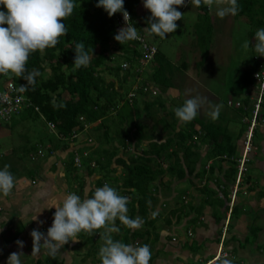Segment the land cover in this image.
<instances>
[{
  "label": "trees",
  "instance_id": "obj_1",
  "mask_svg": "<svg viewBox=\"0 0 264 264\" xmlns=\"http://www.w3.org/2000/svg\"><path fill=\"white\" fill-rule=\"evenodd\" d=\"M142 1L124 0L123 7L129 13L131 23L137 30L144 31L152 38L158 39L159 36L150 34L148 30L151 12L142 8ZM97 2L98 0H74L77 6L72 15L64 20L68 33L59 38V43L54 48L45 49L43 53L37 51L30 54L26 67L28 71H39L40 75L36 77L35 85L23 92L25 100L21 109L6 121H10V128L25 120H39V124H42L44 129L39 132L38 138L28 142V146L25 145V157L32 164H37V161L41 159L46 160L48 155L54 153V148H65L68 140L74 141L72 132L82 133L84 132L83 124H90L89 129L95 133L94 139L98 143L94 149L90 150L91 152L88 151L89 154L81 162L82 166L78 168L81 170V175L75 176V181L79 189H81L85 177L96 173L99 176L95 179L90 194L95 188H100L107 183L115 188L119 195L128 198L129 211L127 215L130 218L135 219V216L139 215L146 224H151L155 214L147 219V212L156 200L158 187L163 184L161 178L164 174L170 176V182L171 178H183L185 175L189 176L190 183L193 182L194 176L200 178L203 175L205 179L211 177L214 164L208 166V174L202 164L194 176L191 175L199 158L198 153L194 150L196 139L209 145L206 158L228 162V166L222 170L224 178L227 181L235 178L239 156L236 152L235 140L241 136L242 128L238 127L236 132H231L225 126L227 119L212 120L211 117L200 116L199 112L191 122L180 123L175 116V109L167 110L170 115L169 119L164 118V114H157L159 108L162 109L163 106L159 102L158 94L151 95L152 97L148 99L147 94L139 92V95L137 90L136 93L133 92L130 95L129 93L133 90L134 75L131 67L136 64L139 50L135 40L121 45L114 39L118 29L125 24L123 15L117 12L109 17L102 7L96 6ZM237 3L239 11L236 15H232L233 20L243 15L254 18L260 12L261 15H264V0H237ZM189 4H191V0L186 1L183 6ZM174 7L177 8V6ZM195 8L197 11L193 23V33L196 34V44H194L202 50V52L200 51V61L196 63V67H200L211 43L212 23L208 13L209 7L195 6ZM177 10L179 11V8ZM0 11H6L3 5H0ZM2 26L6 27L7 25ZM76 42H83L85 50L89 53L90 63L87 67L74 69ZM58 53L60 54L58 55ZM118 55H123L124 58L117 61ZM160 55L161 51L157 49L154 58L163 60ZM123 60L129 64L128 69L122 70L120 64ZM255 60V69L251 72L248 71L244 77L243 71H241V75L237 76L239 80L229 88L232 94L239 97V104L235 106L233 103L229 105L226 102V105L234 107L240 118L243 115L250 116L249 112L253 107L250 99L252 95L256 94L253 73L260 64H264V56H259ZM165 63L170 72L173 69H179V66L172 67L173 65L168 61ZM46 69L49 72L44 76ZM159 69L161 70H155L151 75H148L142 84L149 82L157 90H164L167 83L163 76L162 62L159 64ZM103 70L109 71L114 78L106 80L102 75ZM130 76H132V80L129 81L128 88L124 91L120 82L127 80ZM6 77L12 79L16 84L22 82L26 85L27 83L22 78H15L11 73ZM64 92L68 97L63 96ZM262 97V109L258 119L264 122V94ZM184 101L185 99L180 101L177 107L182 106ZM27 102H29L28 105H26ZM79 117L82 119L80 120ZM141 117L142 119H140ZM47 121L54 124L53 130L48 128ZM146 121L151 123L147 125ZM177 123H179L178 126ZM159 124L163 133L161 135L157 129ZM110 128H113L112 134H109ZM21 135L26 137L24 132L19 133V136ZM258 135L260 134L257 130L252 134V145L255 149L260 146L259 142H256ZM131 136L133 141L129 139ZM163 136L165 137L160 141L156 139ZM143 140L147 141L145 147L136 150ZM102 143L105 144V147L102 146ZM46 144L49 146L46 147ZM87 148L83 145L77 149ZM68 153L69 158L63 166L64 169L68 167L70 169L68 170L73 172L77 167L72 165L70 157L75 151L70 150ZM90 153L95 155L92 156ZM168 159L171 161L166 164L165 160ZM51 162L55 166L56 161ZM160 163H165V167ZM117 166L119 172L114 175ZM218 168L221 167L218 166ZM29 172V176L35 173L31 169ZM247 177V171L241 174V180H245ZM222 185L223 188L220 187V191L226 197L225 182ZM204 188V192L209 191V193L206 192V195H211V190ZM227 206L228 198L225 201L224 209H227ZM173 212L175 210L171 211V213ZM116 225L120 228V232L112 233V238L125 244H128L130 239L138 238L143 240L141 245H138L142 246L143 236L149 233L148 228L130 229L119 220L116 221ZM96 231L97 233L92 236L84 233L90 243H95L98 233L103 232L104 229Z\"/></svg>",
  "mask_w": 264,
  "mask_h": 264
},
{
  "label": "crops",
  "instance_id": "obj_2",
  "mask_svg": "<svg viewBox=\"0 0 264 264\" xmlns=\"http://www.w3.org/2000/svg\"><path fill=\"white\" fill-rule=\"evenodd\" d=\"M187 6L193 7L187 10V13L194 15L191 23L193 24L197 11L195 6L189 4L177 6V8H179L180 12H183L182 9L187 8ZM208 13L213 25L216 15L210 8ZM219 19L221 18L217 20ZM217 33L219 32L217 31ZM149 37L152 38L151 36ZM211 37L216 40L218 37L213 28ZM195 42V38L194 42L192 40L188 42L192 46L191 51L197 49L200 52ZM216 44L217 41L214 47H216L215 53L217 52L218 54L221 48L215 46ZM211 46H213V43H211ZM157 47L160 49L159 46ZM160 56L163 57V60L154 58L151 64H149L147 74L151 75L155 70H161L162 68L159 69V64L160 62L163 63L162 71L164 72L163 76L167 84L165 89L160 91L159 95H161V98L158 99L163 105L162 109L159 108L161 113L164 114V118H168L167 107L174 103L175 105L170 109L174 110L180 101L184 100L183 96H186L185 100L188 99L187 94L192 93V89L200 83L199 80L203 76L198 71L193 76L194 74H192L188 65L189 62L185 63L184 60L179 61V65H176L179 68L182 67L181 71L173 69L170 72L165 62L168 61L170 64L171 62L162 52ZM180 58L181 55L179 54L178 59ZM198 61H200V58L194 61L192 70H196V63ZM202 65L204 64L202 63ZM144 77H146V74ZM206 96L207 99L210 97ZM198 112L200 116L203 115V109H199ZM178 125L179 123H177ZM5 128L9 130L8 126ZM257 131L260 135L257 136L256 140H258V137L261 140L260 142H256H259L260 146L257 149L254 148L253 151L264 148V123ZM158 132L160 135L163 134L160 129ZM27 135L26 137L20 136L23 140H16L18 141V144H16L17 150H15V146L10 139L9 132H7V137L5 138H2L0 135V157L11 156V153L15 151L17 155L16 158L12 156L13 160L19 159L29 163L30 166L35 165L38 167L35 174L25 176L21 174V171L17 173V169L19 168L16 165L10 166V172L14 177V187L7 196L0 193V217L8 218L6 223L0 225V264H7L8 256L13 252L23 253L20 257L21 264H75L79 259L77 251L81 253V264H90V262L91 264H101L98 253L100 247L103 245V240L99 233L95 238V243H90L84 233L78 234L77 237H73V239L78 240L69 241L65 244L59 250V253L56 254L55 258L47 254L43 245L38 253H32V230L36 229L46 235L47 229L53 222L54 206H57L72 192L82 199L90 197L95 179L99 175L92 173V175L85 177L81 189H79L75 181L76 177L71 175L73 183L72 186H69L64 178V166L60 162L68 160L70 149L84 145L81 141L82 138L68 142L65 148H54L53 154L48 155L46 160H40L42 161L41 164H32L27 160L25 155H22L20 148H18V145L21 146L22 143L24 146L29 145L32 139ZM132 136L134 135L132 134ZM132 136L130 141H133ZM164 137L156 139L160 141ZM146 143L147 141L143 140L136 150L145 147ZM238 144L240 145V142ZM195 145L194 150L198 153L199 158L191 175L194 176V173L202 164L208 174V166L214 164L211 177L205 179L203 175L200 178L194 176L193 182L190 183L188 180L189 176L185 175L183 178H171L170 182V176L164 174L161 178L163 184L158 187L156 200L147 212V219L151 218L152 214H155L152 223L146 224L139 215L135 216V219L140 218L142 220L140 229L152 228H148L149 233L143 236V245H148L151 251L149 264H201L200 261L203 258L210 256L217 250L218 238L221 234L224 220L227 218L228 223L226 224L222 248L229 255L220 259L218 264H223L225 260H228L230 264H264V158L261 157L253 161L252 157L254 154H251L250 160L246 162L249 165L246 170L248 177L245 180H241L235 187V178L227 181L222 172L228 166V162L224 160L215 161L216 159L206 158V156L203 158L208 152L209 145L198 139H196ZM237 154H239L238 151ZM19 160L16 161L19 162ZM54 160L56 161L55 166L51 164V161ZM170 161V159L165 160L166 164ZM0 165L4 168V161ZM161 165L165 167V163ZM217 165L221 168L219 169ZM185 182H189V184H185ZM223 182L226 184L224 187L227 191L226 197L220 191ZM204 187L211 190V195H206V192L209 193V191L206 190L204 192ZM233 191L235 194L238 192V198L235 204L229 205L230 194ZM243 193L246 194L243 195ZM227 198L228 206L227 209H224ZM173 210L175 212L171 213ZM162 211H164L165 216L162 215ZM35 215L38 220L43 221L42 224L37 223L36 220H31ZM162 217L164 223L162 221L159 222L161 227L158 226L159 228H157L155 224ZM145 236L147 237L145 238ZM17 240L23 241L22 248L15 243ZM142 241L138 238L134 240L130 239L128 244L138 246L141 245Z\"/></svg>",
  "mask_w": 264,
  "mask_h": 264
},
{
  "label": "clouds",
  "instance_id": "obj_3",
  "mask_svg": "<svg viewBox=\"0 0 264 264\" xmlns=\"http://www.w3.org/2000/svg\"><path fill=\"white\" fill-rule=\"evenodd\" d=\"M185 2V0H143L144 8L151 12L148 21V30L150 34H154L163 39L166 38V34L173 33L178 27L175 22L184 17V13L178 11L174 6H183ZM123 4L124 0H98L96 6L102 7L109 17L117 12L122 13L125 24L118 29L114 39L121 45L135 40L134 42L139 50L136 64L131 67V70H133L134 73L132 84L133 90L129 94L132 95L133 92H137L138 90V93L141 92L147 94L150 98L157 94V96H159L160 91L152 84L149 82H147V84H142L144 79L148 76L147 72L149 71V64L154 60V55L157 52L158 47L152 42L153 38H147L149 35L146 32H141L133 26L130 15L124 9ZM191 4L196 7L206 6L209 8L215 4L217 5L216 15L221 19L229 15L234 16L239 11L237 0H191ZM0 5H3L6 9V11H0V80H12L6 77L10 73L14 75L15 78H22L27 83L26 85H21L19 91L25 92L30 86L35 85L36 77L40 75L39 71H28L26 67L30 54L37 51L43 53L45 49L54 48L59 43V38L68 33L64 20L72 15L73 10L77 5L74 3V0H0ZM219 5L225 6L220 7ZM2 25L7 26L4 27ZM140 36H142L147 44L155 47V52L147 61H144L141 45L137 41L141 39ZM254 41L255 42L252 45L254 52L258 56H264V28L258 29L255 32ZM250 43L251 42H245L244 47H249ZM74 50V69L87 67L90 63V56L88 51L85 50L84 43L76 42ZM59 54L60 53H58V55ZM123 63H125L124 66ZM120 65L122 70L129 68V64L125 60H123ZM263 69L264 64H260L258 69L254 70L253 73V78L256 82L254 87L256 94L253 95L254 99L253 96L250 99L253 103V107L249 112L250 116L242 117L243 125L241 127L242 133L240 136L242 137V142H244L245 139L246 126L252 117L254 104L259 97L261 100L258 102V109L254 116L252 134L264 123L262 120L258 119L262 109L261 104L263 103L262 95L264 94V87L262 93H260L259 85L261 79L258 80L255 77L256 73L261 76ZM145 74L146 77H144ZM206 99V97L200 96L186 99L182 106L175 109L177 120L180 123L191 122L198 115V110L201 105L206 102ZM227 100L229 105L233 103L237 106L239 104V101H232V99L229 98ZM221 108L222 105L219 104L213 106L212 111L209 113L212 120L218 119ZM79 119L81 120L82 118L79 117ZM47 122L46 125L48 126ZM83 126V131H85L90 127V124L84 123ZM48 128L53 130L54 124L52 127L48 126ZM72 133L74 140L82 138L81 141L84 146L91 145V139L85 137V134L82 135L84 132ZM252 137L253 136L251 135V149L246 153L247 159L245 164L250 160L247 155H250V152L254 149L252 145ZM71 141L68 140V142ZM47 146L49 145H46V147ZM80 147L81 146L77 148ZM77 148L70 149L75 151L70 159L73 166L81 167L82 160L84 161L86 155L89 154L88 151L92 149L87 148L78 150ZM75 155L79 158L78 166L73 162V157ZM240 157L241 155L238 156V158ZM62 165H64V162H62ZM9 167V165H5L3 169H0V193L4 196L9 195L14 187V177L9 171ZM245 170L246 168L242 173H244ZM240 180L241 174L237 180L236 173L234 180L235 187L240 183ZM128 202L127 197L119 195L117 190L107 183L100 188H95L91 196L85 199H82L74 193L68 194L57 206H54V218L52 225L47 229V234L45 235L36 229L32 230V253H38L43 245L47 254L50 257L55 258L56 254L59 253V250L65 244L69 241L78 240L73 239V237H77L78 234L85 233L92 236L97 233L96 230L104 229L103 232L99 233L103 240V245L100 247L98 253L101 264H149L151 251L148 245L133 246L132 244H125L112 238V233L120 232V228L116 225L117 220L130 229H138L142 226V220L140 218L132 219L127 215L129 211L127 207ZM7 219L8 218L0 217V225L6 223ZM31 220H36L39 224L43 223V221L38 220L36 215L33 216ZM15 243L19 247H23V241L17 240ZM217 244L218 250L220 245L219 240ZM220 247H223L222 244ZM216 251L210 256L203 258L200 263L205 264L206 261L216 253ZM21 254L23 253H10L7 259V264H21ZM219 260L216 264H218ZM223 264H230V262L225 260Z\"/></svg>",
  "mask_w": 264,
  "mask_h": 264
},
{
  "label": "rangeland",
  "instance_id": "obj_4",
  "mask_svg": "<svg viewBox=\"0 0 264 264\" xmlns=\"http://www.w3.org/2000/svg\"><path fill=\"white\" fill-rule=\"evenodd\" d=\"M141 5L143 6V1L141 2ZM141 6V7H142ZM186 6V5H185ZM220 7H223L225 5H219ZM144 8V6L142 7ZM184 8V7H183ZM188 8H193L192 6H187V8L182 9V13H186L183 17V19L176 21V24L178 25L177 29L173 32L170 33L166 36V38H158V39H153L152 42L155 43L157 46H159L161 52L169 59L171 64L173 65L172 67L179 65V61L184 60L185 63L189 62L190 70L193 76H195L198 71L200 75L203 77L199 80V84L192 89V93L187 94L188 99L196 96L200 97H206V95L210 96L208 99H206V102L201 105L199 109H203V115L202 117H210L209 111L213 108V106L219 104L222 105L220 115L217 121H221L224 118L227 119L225 121V126L227 127L228 130L231 132L237 131L238 127H242V116L241 118L235 111L234 107L226 105V102L228 103V98L232 99V101H238V96L235 94H232L230 92V86L235 83L239 78L237 76L241 75V71H243V77L249 72H251L253 69H255V58L257 59L259 56L256 55L254 52L253 44H254V37H255V32L258 29L264 28V15H255L254 18L253 16L249 17L247 15H243L239 18H236L233 20L232 15L226 16L223 19L217 20L219 17L216 15V10H217V5H213L210 9L214 11V14L216 15L215 18L216 20L214 21V24L212 25L213 31L216 32L218 35L217 40L214 38L212 39L211 37V43H213V46H211V43L209 45V49L206 55V58L204 59V62L202 66L196 67V70H192L193 68V63L194 61L198 60L200 58V52L198 53L197 49L194 51H191L192 46L188 43L189 40H192L194 42V38L196 34H194V26L192 23L193 16L190 13H187ZM257 11V10H256ZM190 16V17H189ZM217 31L219 33H217ZM148 39H151L149 36H147ZM217 41V44L215 46H219L221 49L219 50L220 52L217 54L215 53V48L214 44ZM245 42H251L249 44V47L245 48L244 44ZM199 51L202 52V50L199 49ZM179 54L181 55V58L178 59ZM257 56V57H256ZM123 55H118L117 56V61L123 59ZM175 64V65H174ZM207 69H206V68ZM181 68L179 70L181 71ZM258 67L256 68V70ZM48 69H46V72L44 73V76L48 74ZM102 75L106 80L112 79V74L109 73V71L103 70ZM132 80V76L127 78L125 81H121V86L123 87V90L125 91L128 88L129 81ZM116 85V83H115ZM255 92V91H254ZM253 92V93H254ZM209 93V94H208ZM63 96L66 98L68 97L66 92L63 93ZM253 96V95H252ZM186 96H183L182 98L185 99ZM159 98H161V95H159ZM150 99V97H148ZM254 99V96H253ZM252 99V100H253ZM162 100V99H161ZM171 104V103H170ZM169 104V105H170ZM237 104V103H236ZM167 105V106H169ZM175 104L172 103L169 107H167L168 110L172 109ZM157 114H162L161 111H157ZM17 116V115H16ZM168 119L170 115H167ZM142 119V117L140 118ZM44 120V119H43ZM138 120V119H137ZM39 120H25L24 122L16 123L15 126L10 128V121H6L0 117V135L1 137L5 138L7 137V132H9L10 139L15 146V150H17L16 144L17 142L22 139L19 136L20 132H24L29 138H31L33 141L38 138L40 135V131L43 130L44 128L39 124ZM150 121H146V124L148 125ZM8 126L9 130H7L5 127ZM161 125L159 124L157 126V129H160ZM113 133V128L109 129V134ZM85 134V137H89L91 139L90 143L91 145H87L89 149H94L97 146V141L94 139V132L89 129V127L82 133V135ZM242 137L238 138V140L235 141L237 151L239 155H242ZM130 139V138H129ZM18 140V141H16ZM23 140V139H22ZM261 138L258 137V140L260 142ZM102 141V140H101ZM87 142V141H86ZM240 142V145L238 144ZM88 143V142H87ZM21 144V142H20ZM45 146V144L43 143ZM47 145V144H46ZM102 146L105 147V144L102 143ZM18 148H20V151L22 152L23 155H25V146L22 143L21 146L18 145ZM209 151V148H208ZM236 151V152H237ZM91 152V151H90ZM251 154H254L252 157L253 161H256L258 158L263 157L264 158V148L261 150H252L250 152ZM208 152L203 156V158L206 156L207 157ZM251 154L247 155L248 158H251ZM17 153L14 151L11 153V156H7L4 158L0 157V164L2 161H4V165H16L17 168V173L29 176L30 172L29 169L35 171L36 173V168L38 169L37 166L33 165L30 166L29 163L23 162L22 160H19L17 162L16 160L12 159V156H15L16 158ZM91 155H95L91 153ZM246 156V155H245ZM42 160V159H41ZM42 161H37V164H41ZM26 164V165H25ZM62 165V162H60ZM245 168H247L249 165L245 164ZM53 168V167H52ZM77 167L76 170H73V173L70 172L69 168L67 167L64 172V178L67 181V184L69 186H72V181L73 178L71 175L74 176H79L81 175V170L78 169ZM0 169H3V167L0 165ZM11 167H9L10 171ZM69 169V170H68ZM119 172V167L117 166L116 171L113 173L117 174ZM34 173V174H35ZM254 174V172H253ZM98 178V176L96 177ZM189 182H185V184ZM76 184V183H75ZM179 189V188H177ZM181 189V188H180ZM236 190V189H235ZM238 190V188H237ZM178 192V191H177ZM73 193V192H72ZM71 193V194H72ZM246 193H243L245 195ZM237 195L238 192L235 194L233 191L230 194V202L229 205L235 204L237 201ZM163 216H165L164 211L161 212ZM228 219V218H227ZM225 219L222 229H226V224L228 223V220ZM164 223L163 217L160 218V220H157V223L155 226L157 228L161 227V224L159 222ZM159 226V227H158ZM155 227V228H156ZM149 228V227H148ZM152 229V228H149ZM156 230V229H155ZM225 234V230H224ZM79 259L75 264H81L80 263V255L81 253L79 251ZM96 258V257H94ZM90 260V259H89ZM88 260V261H89ZM31 263V262H29ZM83 264V263H82ZM91 264V262H90Z\"/></svg>",
  "mask_w": 264,
  "mask_h": 264
},
{
  "label": "built area",
  "instance_id": "obj_5",
  "mask_svg": "<svg viewBox=\"0 0 264 264\" xmlns=\"http://www.w3.org/2000/svg\"><path fill=\"white\" fill-rule=\"evenodd\" d=\"M188 1V0H185ZM141 39L137 40L142 48V54H143V59L144 61H147L148 59H150L153 55V53L155 52V47L152 45L147 44L142 36H140ZM125 65V63H123V66ZM255 77L259 80L261 79V83L259 85L260 87V93H262L264 84V69L263 72L261 74V76H259V74H255ZM21 85H24L22 82L16 84L14 83L12 80H0V117L4 120H9V118L11 117V115L18 113V111L21 109V106L24 102V95L23 92L19 91V87ZM260 97L258 98L257 102L254 104V108L252 111V117L250 122L248 123V125L246 126V130H245V139L243 142V154L241 155L240 158H238V166H237V180L240 174H242V172L245 169V161H246V153L251 149V144H250V138L252 135V127L254 124V116L255 113L258 109V102H260ZM29 102L26 103V105H28ZM246 119V118H244ZM49 127H52L53 124L51 122H47ZM73 162L75 165H79V158L78 156H74L73 157ZM225 230V229H224ZM224 230H221V234L219 236V243L220 245L222 244L223 240H224ZM219 245V249L216 251V253L210 257L205 264L207 263H213L216 264L217 261L220 258L226 257L228 256V252L223 250Z\"/></svg>",
  "mask_w": 264,
  "mask_h": 264
}]
</instances>
